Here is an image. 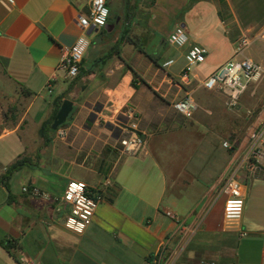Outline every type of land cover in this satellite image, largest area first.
I'll return each mask as SVG.
<instances>
[{
    "label": "crops",
    "instance_id": "obj_1",
    "mask_svg": "<svg viewBox=\"0 0 264 264\" xmlns=\"http://www.w3.org/2000/svg\"><path fill=\"white\" fill-rule=\"evenodd\" d=\"M89 2L0 0V95L15 108L4 119L0 106V167L29 158L7 188L0 178V264H20L21 256L34 264H165L173 254L174 264H264V162L243 179L239 218L226 219L222 199L214 200L249 125L264 118V76L234 107L203 86L242 35L254 38L243 56L264 65V0H106L113 28L90 33L82 71L69 80L60 56L81 34L77 17ZM178 25L188 37L182 47L168 42ZM193 44L206 49L205 60L184 76ZM64 92L73 101L57 129L64 134L55 130L44 144L40 127ZM187 94L198 105L191 118L173 106ZM116 119L141 131V153L122 150ZM72 179L102 196L83 233L64 226L52 200L22 191L31 185L60 196ZM179 224L198 225L186 243L173 234Z\"/></svg>",
    "mask_w": 264,
    "mask_h": 264
},
{
    "label": "built area",
    "instance_id": "obj_2",
    "mask_svg": "<svg viewBox=\"0 0 264 264\" xmlns=\"http://www.w3.org/2000/svg\"><path fill=\"white\" fill-rule=\"evenodd\" d=\"M12 1V0H10ZM109 18V8L106 0H90L88 11L77 17V23L81 34L68 47L63 48L58 68L64 71V77L74 79L80 70L85 52L90 44L89 35L92 31L103 29ZM90 31V32H88ZM188 37L182 26H176L168 34V42L175 47H182L187 43ZM254 38L242 35L235 43L233 55L223 64L214 69L203 81V86L208 89H216L225 95V104L234 107L238 104L239 98L250 83L259 81L264 76V65L250 58L243 56V52L249 47ZM206 49L197 44L191 45L184 55L185 68L183 75L188 73L191 66L205 60ZM51 81L46 84L50 92ZM174 108L191 118L197 110V102L187 94L173 103ZM255 111L248 109L246 115L253 117ZM129 125L124 119H116L113 128L123 133L119 138L122 150L129 154H138L145 149L146 140L141 134L129 131L124 125ZM131 126V125H130ZM134 127V126H133ZM58 131L62 136L64 131ZM247 145L239 158L230 162L222 181L216 192L214 200L222 199L224 217L229 220L241 216L244 207V178H253L261 171L264 162V118L257 124H250L247 129ZM222 147L230 148L229 141L224 140ZM7 167H0L1 174ZM22 191L31 197L43 200H52L56 210L63 212L64 226L76 233H83L90 225L94 211L101 201L99 191L91 189L83 180H69L60 196H51L36 186L24 185ZM166 214L176 220L175 215L166 211ZM198 225L192 226L188 231L184 225H177L173 234H184L183 242L186 243L190 236L196 231ZM243 231L241 235H246ZM178 254L169 255L165 264H174ZM159 258H156V262ZM20 264H34L31 259L25 256L20 257ZM200 264H212L203 261Z\"/></svg>",
    "mask_w": 264,
    "mask_h": 264
},
{
    "label": "trees",
    "instance_id": "obj_3",
    "mask_svg": "<svg viewBox=\"0 0 264 264\" xmlns=\"http://www.w3.org/2000/svg\"><path fill=\"white\" fill-rule=\"evenodd\" d=\"M108 24V23H107ZM123 40V39H122ZM119 41L116 42V44H118ZM116 46V45H115ZM115 53L117 54L118 53V50L116 49V47L113 48V51H110L108 52L106 55H104V57L102 58L103 61H105L107 58L111 57L112 53ZM82 71V68L80 66V70H79V73L78 75L76 76V78L79 76V74L81 73ZM26 94H29L30 92L28 90H25L24 91ZM67 92H64L62 94H60L56 101H57V107L56 109L53 111V113L50 115V117L41 125L40 127V130H39V134H40V137L43 139V142L44 144H49L50 141H51V134L53 132H55V130H52L51 129V123H52V120L59 108V105L61 103V101L67 97ZM70 115V114H69ZM64 124V123H63ZM29 163V158L26 157V156H20L18 157L14 162H12L11 164H9L6 168V171L5 173L1 176V181L2 183L5 185V187L7 188L8 185H7V180L8 178L10 177V175L15 171V170H18L19 168L23 167L24 165L28 164Z\"/></svg>",
    "mask_w": 264,
    "mask_h": 264
},
{
    "label": "water",
    "instance_id": "obj_4",
    "mask_svg": "<svg viewBox=\"0 0 264 264\" xmlns=\"http://www.w3.org/2000/svg\"><path fill=\"white\" fill-rule=\"evenodd\" d=\"M112 28H113V25H111L110 27H108V25L105 26V29L107 30H111ZM72 110H73V101L69 98H64L61 101L59 108L52 120L51 129L57 130L58 127H60L63 123H65L69 117V114L72 112ZM124 126L129 131L135 132L137 134H141V131L133 126L126 125V124Z\"/></svg>",
    "mask_w": 264,
    "mask_h": 264
},
{
    "label": "rangeland",
    "instance_id": "obj_5",
    "mask_svg": "<svg viewBox=\"0 0 264 264\" xmlns=\"http://www.w3.org/2000/svg\"><path fill=\"white\" fill-rule=\"evenodd\" d=\"M195 68V66H191L190 69L193 70ZM5 96V95H4ZM2 95H0V106H3L1 111H2V116L4 119L10 118L13 116L14 113V105H12V103L6 101V97H4ZM59 96V95H57ZM112 132H116L117 130L113 128V126L111 127Z\"/></svg>",
    "mask_w": 264,
    "mask_h": 264
}]
</instances>
